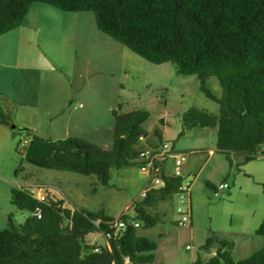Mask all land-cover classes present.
Wrapping results in <instances>:
<instances>
[{
  "label": "rangeland",
  "instance_id": "1",
  "mask_svg": "<svg viewBox=\"0 0 264 264\" xmlns=\"http://www.w3.org/2000/svg\"><path fill=\"white\" fill-rule=\"evenodd\" d=\"M7 74L15 77L13 82ZM0 76V110L9 126L16 127L13 134L9 126L0 124V230L6 228L8 215L21 226L30 215L11 204V189L24 188L35 197L48 194L63 202L62 227L74 208L103 210L113 221L123 215L138 220L136 208L158 214L153 226L137 228L138 235L157 244L151 264H185L211 236L230 243L241 236L251 238L247 251L264 248V237L255 235L264 214L260 185L264 158L243 163L239 153L217 151L215 127H195L179 135L182 115L189 108L211 114L219 110L200 91L195 75L178 73L171 62L145 61L100 32L92 12H65L33 3L17 28L0 35ZM205 86L221 96L215 77L208 78ZM113 110L148 112L142 124L147 134L152 137L155 131L154 140L172 142L184 154L181 171L190 183L192 225H177L174 194L163 200L160 209L142 204L140 194L149 178L136 165L112 168L108 185H103L95 175L44 169L25 161L22 144L29 139L18 129L51 139L78 137L106 149L112 142ZM165 162L171 169L172 160ZM220 184L228 188L216 198L214 190ZM89 238L105 244L98 231ZM39 241L36 235L10 239L11 257L20 258ZM242 255L246 254L234 251L233 259Z\"/></svg>",
  "mask_w": 264,
  "mask_h": 264
},
{
  "label": "trees",
  "instance_id": "2",
  "mask_svg": "<svg viewBox=\"0 0 264 264\" xmlns=\"http://www.w3.org/2000/svg\"><path fill=\"white\" fill-rule=\"evenodd\" d=\"M33 3H44L65 12H92L96 28L152 64L174 63L182 75H195L200 91L219 106L217 114L194 107L183 113L181 130L200 127L216 128V149L221 153L243 155V163L264 156V0H0V35L15 28L25 18ZM215 77L221 89L216 97L205 86ZM112 142L101 148L78 137L51 139L32 130L19 132L28 137L25 161L44 169L95 175L108 185L110 170L138 166L143 147H157L154 138L142 128L148 112L112 111ZM0 124L9 126L0 110ZM16 130V127H15ZM14 134V131H12ZM164 188L151 190L142 199L148 208L173 194L180 178L166 177ZM264 195V182L260 184ZM11 204L30 215L22 226L12 215L6 228L0 230V264H151L157 244L138 235L137 228L127 224L122 229L109 228L113 221L103 210L90 212L71 209L62 227L63 202L45 194L40 200L24 188H12ZM36 208L40 219L31 215ZM139 227L153 226L159 219L135 209ZM122 219L128 220L125 215ZM99 220L97 227L93 224ZM134 220V219H133ZM138 227V228H139ZM98 230L110 232L107 245L86 241V235ZM39 237V244L22 252L20 258L10 255L8 242L16 237ZM264 237V214L255 229ZM217 243L215 255L207 262L191 264H264V248L239 260L231 256V243L210 237L205 246ZM97 249V251H95ZM125 258L128 263H125Z\"/></svg>",
  "mask_w": 264,
  "mask_h": 264
},
{
  "label": "built area",
  "instance_id": "3",
  "mask_svg": "<svg viewBox=\"0 0 264 264\" xmlns=\"http://www.w3.org/2000/svg\"><path fill=\"white\" fill-rule=\"evenodd\" d=\"M28 140L23 141V146L28 145ZM264 158V156H260ZM173 159V175L168 176L164 173V164L166 159ZM184 154L175 150L174 144L172 142H161L157 147L143 146L137 157L138 167L140 172L143 175H146L149 178L148 185L142 190L141 197L142 199L147 196V193L151 190H156L164 188L166 186V177L180 178L181 182L174 190L173 194L176 196V214L178 215V220L176 221L178 226H186L191 223V211H190V183L185 182V176L182 174L181 166L184 162ZM228 188L227 184H220L214 190V197L218 198L220 192ZM42 200L43 196L38 197ZM32 216H35L37 219L41 217V211L39 208H36L31 212ZM97 227L99 220L93 222ZM127 224L132 225L133 227L138 228L139 223L135 220L128 219L127 221L120 218L117 221L108 222L109 228L111 229H122ZM102 236L108 240L111 237L110 232L102 233ZM97 251V249H95ZM216 251L214 252L215 255ZM125 263H128V259L125 258Z\"/></svg>",
  "mask_w": 264,
  "mask_h": 264
},
{
  "label": "crops",
  "instance_id": "4",
  "mask_svg": "<svg viewBox=\"0 0 264 264\" xmlns=\"http://www.w3.org/2000/svg\"><path fill=\"white\" fill-rule=\"evenodd\" d=\"M8 75V74H7ZM6 75V77H7V80L9 81L10 79H12V81L11 82H13L14 81V76L13 75H8L7 76ZM1 77V76H0ZM159 142H162L160 139H157V140H155V143L154 144H158ZM141 145L142 146H144L145 144H144V142L142 143L141 142ZM176 150V149H175ZM168 159H171L172 160V167H171V169H168L167 167H166V162H165V164H164V173L166 174V175H168V176H172L173 175V159L172 158H168ZM167 159V160H168ZM260 180H262V179H260ZM45 195V194H44ZM44 195H42V196H44ZM190 196H191V194H190ZM41 197V196H40ZM38 198V197H37ZM161 203H163V200L162 201H160L159 202V204L156 206V207H154V208H158V209H160L161 208ZM164 209H167V207L166 206H164ZM190 211H191V203H190ZM158 215V214H157ZM190 225H192V213H191V223H190ZM19 226H21L20 224H19ZM193 229H194V227L192 226V228H190V230H192L193 231ZM95 231H98V230H95ZM99 233H100V235L102 236V234H101V232L100 231H98ZM89 234L90 233H88V234H85L86 235V241L89 243V244H94V245H97V246H100V245H98V244H96L94 241H92L90 238H89ZM240 235H242V234H240ZM103 237V236H102ZM211 237H213V236H211ZM208 238H210V237H206L205 238V243H206V240L208 239ZM216 238V237H215ZM103 239L105 240V244L104 245H107V240L103 237ZM217 240H224V241H227V239H223V238H216ZM249 240H251V238H248V239H246V238H243L242 236L240 237V238H238L237 239V242L235 243V241H231V256H232V258H233V253H234V251L237 253V255H240L241 256V254H246V255H242V256H247V255H250V254H252L253 252H255V251H257V250H259V249H261V247H258V246H256V248L255 249H252L251 251H247L248 250V246L250 245V242H249ZM214 243V244H213ZM212 244H210V245H208V246H205L204 244L202 245V243H200L201 244V247L199 248V249H197V251H196V253H195V255H193V256H191V259L187 262V263H185V264H191V263H193V262H195L196 260H200L201 262H203V263H205V262H207L210 258H212L213 256H214V252L216 251V249H217V243L216 242H213ZM257 243H261V240H257ZM103 245V246H104ZM200 246V245H199ZM203 248H205L206 250H203ZM258 248V249H257ZM246 252H249V253H246ZM235 260V259H234Z\"/></svg>",
  "mask_w": 264,
  "mask_h": 264
},
{
  "label": "water",
  "instance_id": "5",
  "mask_svg": "<svg viewBox=\"0 0 264 264\" xmlns=\"http://www.w3.org/2000/svg\"><path fill=\"white\" fill-rule=\"evenodd\" d=\"M9 128L11 129V131L15 130V125H10Z\"/></svg>",
  "mask_w": 264,
  "mask_h": 264
},
{
  "label": "clouds",
  "instance_id": "6",
  "mask_svg": "<svg viewBox=\"0 0 264 264\" xmlns=\"http://www.w3.org/2000/svg\"><path fill=\"white\" fill-rule=\"evenodd\" d=\"M144 146H146V145H144Z\"/></svg>",
  "mask_w": 264,
  "mask_h": 264
}]
</instances>
